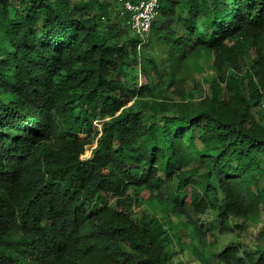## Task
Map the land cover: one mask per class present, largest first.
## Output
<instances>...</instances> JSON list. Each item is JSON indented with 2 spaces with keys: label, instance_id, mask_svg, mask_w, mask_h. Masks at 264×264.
<instances>
[{
  "label": "trees",
  "instance_id": "trees-1",
  "mask_svg": "<svg viewBox=\"0 0 264 264\" xmlns=\"http://www.w3.org/2000/svg\"><path fill=\"white\" fill-rule=\"evenodd\" d=\"M126 1L0 0V264H264V0Z\"/></svg>",
  "mask_w": 264,
  "mask_h": 264
},
{
  "label": "rangeland",
  "instance_id": "rangeland-1",
  "mask_svg": "<svg viewBox=\"0 0 264 264\" xmlns=\"http://www.w3.org/2000/svg\"><path fill=\"white\" fill-rule=\"evenodd\" d=\"M210 61H208L205 58V55H202L200 58L194 59L190 61V67L188 71V84L186 85L185 92L189 95L193 96L194 98L198 99L200 96L208 93V87L206 80L213 79L215 77L214 71L211 69ZM131 103V101L129 102ZM95 127H99V123L97 121L94 122ZM95 145V142H93L90 145H86V150L83 153V157H87L90 155L91 148ZM132 192V190L130 189ZM148 192L142 191L141 193V201L139 204H133L132 205V214L133 216H138L143 213V211H152L157 212L158 207L155 203V200H148L147 199ZM262 219H264V205L262 206V212L261 215ZM199 222L202 220L204 223H207L211 220L213 217L209 214H202L200 216L193 215ZM213 224H216V220H213ZM248 228L244 230H237L234 232H220L216 229H214V235L215 240L217 242V247L220 248L223 244H227L226 242L231 243H240L241 249H248V248H255V245H259L264 247V242L259 241L256 237L259 226L254 225V223H248ZM208 241L211 240L212 236L207 232ZM187 238L186 236H183V239ZM176 248L179 250L180 245L177 243ZM192 258V254L190 253V249L187 248L186 250L182 252H178L173 257V264H197L196 261L189 262L187 259ZM215 264H224L222 262H217Z\"/></svg>",
  "mask_w": 264,
  "mask_h": 264
},
{
  "label": "built area",
  "instance_id": "built-area-1",
  "mask_svg": "<svg viewBox=\"0 0 264 264\" xmlns=\"http://www.w3.org/2000/svg\"><path fill=\"white\" fill-rule=\"evenodd\" d=\"M129 10V26L134 34L144 38L150 31L152 21L157 13L158 0H138L125 2Z\"/></svg>",
  "mask_w": 264,
  "mask_h": 264
}]
</instances>
